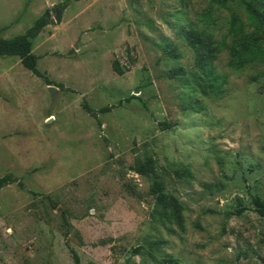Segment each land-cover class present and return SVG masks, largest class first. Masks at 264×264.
I'll return each mask as SVG.
<instances>
[{"label":"rangeland","instance_id":"1","mask_svg":"<svg viewBox=\"0 0 264 264\" xmlns=\"http://www.w3.org/2000/svg\"><path fill=\"white\" fill-rule=\"evenodd\" d=\"M245 2L0 0V39L47 22L40 76L0 57V264H264Z\"/></svg>","mask_w":264,"mask_h":264},{"label":"trees","instance_id":"2","mask_svg":"<svg viewBox=\"0 0 264 264\" xmlns=\"http://www.w3.org/2000/svg\"><path fill=\"white\" fill-rule=\"evenodd\" d=\"M218 3H223L225 0H213ZM245 8L247 12L252 15L253 17L257 18L259 23L264 27V14H259L256 10V7L251 2H245L244 3ZM47 25V22L44 17L40 18L35 26L31 28L27 34L24 35H17L9 39H0V57L1 56H17L20 58L23 66L33 72L34 74L40 76L39 71L37 70L36 66V59L31 53V41L30 38H32L39 29ZM244 51L248 52L249 55H251L249 58L243 60L244 63H248L255 59V57L258 55L257 53H260L259 51L252 52V48L250 46H246L244 48ZM264 54V52H261ZM115 71L118 74H123V71L115 66ZM14 180L12 179L11 175H5L0 178V189L11 184ZM159 201H161V198H159ZM255 209L261 215L264 217V202H262L260 199L255 200ZM264 261V260H263Z\"/></svg>","mask_w":264,"mask_h":264},{"label":"water","instance_id":"3","mask_svg":"<svg viewBox=\"0 0 264 264\" xmlns=\"http://www.w3.org/2000/svg\"><path fill=\"white\" fill-rule=\"evenodd\" d=\"M51 89H52V88H51ZM50 92H51V93H53V91H52V90H50Z\"/></svg>","mask_w":264,"mask_h":264}]
</instances>
